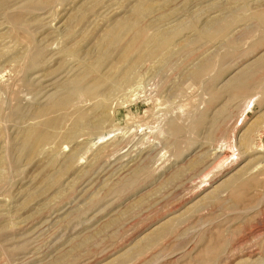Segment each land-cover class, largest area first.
Segmentation results:
<instances>
[{
    "label": "rangeland",
    "instance_id": "374dc122",
    "mask_svg": "<svg viewBox=\"0 0 264 264\" xmlns=\"http://www.w3.org/2000/svg\"><path fill=\"white\" fill-rule=\"evenodd\" d=\"M0 264H264V0H0Z\"/></svg>",
    "mask_w": 264,
    "mask_h": 264
},
{
    "label": "bare ground",
    "instance_id": "6f19581e",
    "mask_svg": "<svg viewBox=\"0 0 264 264\" xmlns=\"http://www.w3.org/2000/svg\"><path fill=\"white\" fill-rule=\"evenodd\" d=\"M142 14H140V16H141ZM139 18H141V17H139ZM142 30V29H141ZM141 30H140V32H141ZM137 31V30H136ZM140 32H139V34H140ZM138 34V35H139ZM142 34V33H141ZM143 34H144V31H143ZM142 38V36H139V38ZM138 38V37H137ZM145 38V37H144ZM151 38H153V37H151ZM161 38V36L160 35H158L157 37H155L152 41H150V40H148L150 43H148V42H146V43H148L147 45H145V44H142V43H145V42H143L142 41V43L140 44V45H142L143 47H142V51H141V53H140V59L141 58H143V57H147V54H151V53H153L155 50H157L156 48L158 47V45L159 46H161L160 44V40L162 39H160ZM160 39V40H159ZM138 41H139V39H138ZM140 43V42H139ZM150 45V46H149ZM145 46H147V47H149V48H147V47H145ZM129 48H130V46H129ZM159 49V48H158ZM129 51V50H128ZM157 52V51H156ZM129 75H131L130 73L128 74V76ZM249 78V77H248ZM129 79V78H128ZM124 80H126L127 81V77H125V79ZM126 81H123V82H125L126 83ZM122 82V83H123ZM240 86V85H239ZM245 90V89H244ZM245 93V92H244ZM60 103V102H59ZM31 134V133H30Z\"/></svg>",
    "mask_w": 264,
    "mask_h": 264
}]
</instances>
